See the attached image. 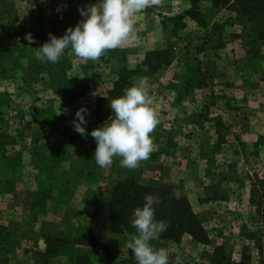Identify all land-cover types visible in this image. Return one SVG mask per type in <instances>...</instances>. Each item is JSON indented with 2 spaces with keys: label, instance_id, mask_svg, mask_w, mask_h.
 I'll use <instances>...</instances> for the list:
<instances>
[{
  "label": "rangeland",
  "instance_id": "obj_1",
  "mask_svg": "<svg viewBox=\"0 0 264 264\" xmlns=\"http://www.w3.org/2000/svg\"><path fill=\"white\" fill-rule=\"evenodd\" d=\"M97 2L0 0V255L20 230L33 255L44 258L69 253V243L89 233L96 264L103 259L99 249L104 258L112 257L107 264H137L126 236H110L100 245L99 235L108 231L100 218H92L117 179L134 175L142 183H172L208 235V243L188 234L178 242H153L168 250L171 261L180 256L183 264H214L219 247L234 261L246 251L250 264H259L264 234L249 197L256 176L264 177V10L247 20L235 10L239 0L217 6L208 0L196 6L191 0H163L133 18L132 43L99 63L68 52L55 64L36 58L35 48L49 33L62 37L83 19L79 10ZM192 11L197 15L191 17ZM29 33L35 38L31 45ZM162 49L169 62L154 72L146 69V55ZM141 77L151 85L152 107L162 120L150 159L134 170L120 167V158L100 168L96 141L74 131L75 114L81 107L90 110L91 133L113 115L108 91L114 82L124 91ZM86 204L88 213L79 210ZM63 217L70 221L64 224L69 235L72 223L86 226L84 231L64 240L43 226ZM42 237L49 244L45 253L38 248ZM123 258L130 260L122 263Z\"/></svg>",
  "mask_w": 264,
  "mask_h": 264
},
{
  "label": "clouds",
  "instance_id": "obj_2",
  "mask_svg": "<svg viewBox=\"0 0 264 264\" xmlns=\"http://www.w3.org/2000/svg\"><path fill=\"white\" fill-rule=\"evenodd\" d=\"M162 4L163 0H98L79 10L83 19L75 28L69 27L62 37L49 33V40L35 48V56L41 62L55 64L68 52L84 62L99 63L109 52L136 39L135 16ZM26 39L29 45L35 43L31 33ZM150 89L146 78L134 81L123 95L110 100L113 115L91 133L86 129V114H90V110L86 107L77 110L74 131L85 138L91 135L96 141L94 160L100 168H109L120 158V167L134 170L150 159L154 134L162 124L152 107ZM160 203L158 197L146 195L143 206L136 207L132 214L130 224L134 231L124 229L127 248L137 264H183L180 256L173 262L166 248H157L153 243L159 241L169 227L166 221L156 219L155 206Z\"/></svg>",
  "mask_w": 264,
  "mask_h": 264
},
{
  "label": "trees",
  "instance_id": "obj_3",
  "mask_svg": "<svg viewBox=\"0 0 264 264\" xmlns=\"http://www.w3.org/2000/svg\"><path fill=\"white\" fill-rule=\"evenodd\" d=\"M195 1L191 0L194 4ZM214 5H226L229 0H208ZM240 6L237 12L248 16L247 20L255 18L256 14L264 10V0H239ZM195 5V4H194ZM196 6V5H195ZM197 13L192 11L191 17ZM67 27V25H65ZM169 52L167 49L148 53L144 60L143 66H146L151 72L158 67L169 62ZM147 71V72H149ZM200 83L198 86H202ZM123 86L114 82L112 89L108 91L112 98H117L124 94ZM175 193V194H174ZM146 195H153L161 200L156 207V219L164 220L169 227L160 239H168L178 242L184 234H188L201 243H208V235L194 212L189 200L185 196H179L175 186L172 183L163 182L161 180H150L142 183L134 175H125L117 179L112 187L110 194L100 201L94 208L92 218H100V224L107 231L124 235V229L133 232L130 221L136 207H142L145 202ZM250 201L258 207V215L262 232L264 234V177L256 176L254 182L251 183ZM123 226V227H122ZM84 237H78L75 243L91 244V234L88 233ZM256 241V239H252ZM260 239H258V242ZM257 243L259 253H262L263 246ZM216 252L213 253L212 261L214 264H250V255L244 251L240 261H234L231 257L225 255L223 248L214 247ZM219 251V253L217 252ZM259 264H264V259H260Z\"/></svg>",
  "mask_w": 264,
  "mask_h": 264
},
{
  "label": "crops",
  "instance_id": "obj_4",
  "mask_svg": "<svg viewBox=\"0 0 264 264\" xmlns=\"http://www.w3.org/2000/svg\"><path fill=\"white\" fill-rule=\"evenodd\" d=\"M87 207L88 205L86 204V207L84 209H79V210H81L82 212L88 213L89 209ZM92 209L93 207L91 208V210ZM54 210L47 211L46 213H53ZM38 214H40V212H38ZM60 220L61 221L52 222L50 224L49 223L43 224V226L50 225L49 227L50 232L57 233L58 236L64 240H67L65 238H70V237L73 238L74 236L78 235V233L83 232L84 228L86 227V226L84 227L81 225H77V223L75 224L72 223L71 225L72 235L71 234L69 235L66 232L68 231V228L64 224H68L70 223V221H66L65 217L60 218ZM14 232L16 233L17 231L14 230ZM73 233L74 234L76 233V234L73 235ZM25 235H26L25 230H20L17 235L16 234L11 235V237L6 242L7 247L10 244V249L6 254L0 255L1 258L4 260V262H0V264H96L95 257H94L95 252H91L92 250L91 247L94 244L93 241L91 244L70 242L69 244L71 245L70 247L71 251L69 253L58 251L48 256V258H44L40 252L33 255V251L29 249L30 246H28L29 239H27ZM110 236L125 237V235H120V234L108 231L107 233H104L103 235H99L98 242L100 243V245L102 246V244H105L106 242H108L109 238H111ZM38 243H39L38 248H41V250L44 253L49 250V244L44 242V237H42V240ZM79 247L81 249H79ZM97 254L101 258H103L101 259L100 264H107L113 260L112 257L110 259L104 258L102 255L101 249L98 250ZM123 260L118 259V263H120L119 261H123L122 263H128L130 259L126 260L123 258Z\"/></svg>",
  "mask_w": 264,
  "mask_h": 264
}]
</instances>
